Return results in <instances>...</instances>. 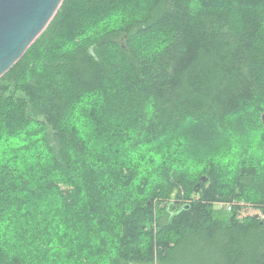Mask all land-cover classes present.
Returning <instances> with one entry per match:
<instances>
[{"label":"trees","instance_id":"trees-1","mask_svg":"<svg viewBox=\"0 0 264 264\" xmlns=\"http://www.w3.org/2000/svg\"><path fill=\"white\" fill-rule=\"evenodd\" d=\"M263 117L264 0H64L0 79V264H264Z\"/></svg>","mask_w":264,"mask_h":264},{"label":"water","instance_id":"water-1","mask_svg":"<svg viewBox=\"0 0 264 264\" xmlns=\"http://www.w3.org/2000/svg\"><path fill=\"white\" fill-rule=\"evenodd\" d=\"M64 0H0V79L45 32ZM264 122V117H263ZM202 178L197 184L206 183Z\"/></svg>","mask_w":264,"mask_h":264},{"label":"rangeland","instance_id":"rangeland-1","mask_svg":"<svg viewBox=\"0 0 264 264\" xmlns=\"http://www.w3.org/2000/svg\"><path fill=\"white\" fill-rule=\"evenodd\" d=\"M173 142H175V143H178V139H173L172 140ZM216 209V211L220 214V215H225V214H228L225 210H224V206H222V205H217V207L215 208ZM226 209V208H225ZM230 212V211H229ZM255 213H257V212H255V211H251V212H249V214H255ZM153 264H160V262L158 263V262H155V263H153ZM161 264H176L175 262H172L171 261V259H169V260H167V261H165V262H162Z\"/></svg>","mask_w":264,"mask_h":264},{"label":"bare ground","instance_id":"bare-ground-1","mask_svg":"<svg viewBox=\"0 0 264 264\" xmlns=\"http://www.w3.org/2000/svg\"><path fill=\"white\" fill-rule=\"evenodd\" d=\"M206 183H207V182H206ZM201 184H202V183H201ZM200 187H201V185H200ZM226 207H227V210H228V211H231V210H232V206H231V205H227Z\"/></svg>","mask_w":264,"mask_h":264}]
</instances>
